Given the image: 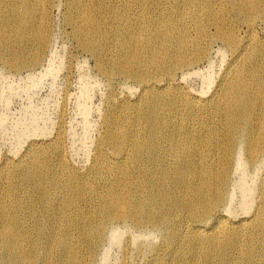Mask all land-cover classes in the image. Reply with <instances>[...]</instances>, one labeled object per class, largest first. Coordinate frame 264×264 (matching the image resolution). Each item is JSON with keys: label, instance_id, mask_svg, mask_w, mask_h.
I'll use <instances>...</instances> for the list:
<instances>
[{"label": "bare ground", "instance_id": "1", "mask_svg": "<svg viewBox=\"0 0 264 264\" xmlns=\"http://www.w3.org/2000/svg\"><path fill=\"white\" fill-rule=\"evenodd\" d=\"M114 1L70 0V4L77 8L83 47L93 44L103 50L110 39L115 40L119 46L116 64L129 76L139 77L141 94L136 104H124L110 117V112L106 114L103 140L113 146L111 153L99 149L101 157L96 160L100 166L95 175L89 178V171L82 184L68 180L67 194H61L59 188L70 171L49 169L41 159L49 151L35 148L28 158L3 160L0 264H96L106 238L123 242L120 227L114 229L119 224L129 226L128 239H137L134 231L143 228L163 233L165 241L143 264H175L179 259L183 261L178 264H264L256 245L258 239H264V213L257 207L251 218L234 220L229 215L232 170L247 164V152L251 160L264 157V115L256 113L264 38L258 39L250 23L246 41L232 31L221 35L237 61L221 75L210 96L200 101L179 86L187 72L178 79L175 69L194 63L195 59L180 58L195 47L192 58L202 51L206 53L202 58L210 54L212 40L201 42L204 25L198 27L197 19L190 17L198 28L194 33L187 27L179 29L175 19L156 21L153 28L127 29L123 25L127 16ZM251 1L175 0L167 9L178 15L180 6L197 4L207 12V7L225 2L232 10L244 12ZM160 3L154 1L157 11L166 10ZM52 6V0H0L1 66L14 70L36 66L48 40ZM106 11L115 18L109 36L100 31L106 29H95L99 28V15ZM147 20L153 24L152 15L142 8L138 22ZM224 24L219 18L213 21L219 29ZM158 44L164 49L161 53L156 50ZM98 48L91 50L100 65ZM144 48L151 52L147 62L142 51L134 50ZM14 177L20 184H13ZM251 191H241L244 212L252 208ZM126 246L118 264H131Z\"/></svg>", "mask_w": 264, "mask_h": 264}, {"label": "rangeland", "instance_id": "2", "mask_svg": "<svg viewBox=\"0 0 264 264\" xmlns=\"http://www.w3.org/2000/svg\"><path fill=\"white\" fill-rule=\"evenodd\" d=\"M52 1L53 6L49 9L47 23L48 40L44 44L41 58L36 66L14 70L0 65V168L6 158L14 161L22 157L28 158L30 152L32 155L34 154L33 149L35 148L49 151L46 156L41 157L49 169L54 168L64 173L70 171V174L64 176L60 182L62 187L59 189L64 195L70 191L67 188L68 180L72 181L73 179L75 183L82 184V180L87 178L89 171V178L95 175L100 166V161L96 160L101 157L97 155L99 149H102L105 154L111 153L113 146L103 140L107 134L105 131L106 114L110 112V117L121 110L124 104H136L142 91V85L139 77L129 76V73L121 71L116 64L119 46L115 44V40L110 39L107 47L103 50L100 46L98 48V45L93 44H90L86 49L81 42L82 33L78 30L77 8L73 9L76 5H71L70 0ZM154 1H161L166 10L157 11ZM174 1L115 0L113 4H117L120 13L127 16L128 21L123 22L127 29L134 30L146 25H151L153 28L156 21L160 23L162 20L170 21L172 19L177 21L179 29L187 27L192 33L198 29L196 24L198 27L204 25L205 37L203 36L201 42L212 40L210 54L207 58L206 55L205 58H202L205 53L202 51L192 58L190 56L193 55L192 51H196L195 47L180 58L181 60L195 59L194 63L186 66L180 65L175 69V72L179 74L178 79H182L184 75L182 72H187L183 85L179 86L183 89L187 88L186 90L190 94L202 101L210 96L226 69L233 67V63L237 61L234 59L233 52L226 46L225 40L220 36L232 31L233 34L241 38L250 23L255 27L253 33L258 39L264 38V3H260L261 0H252L247 7L241 4L242 8H246L244 12L232 10L234 8L225 2L214 4L210 8L207 7V12L205 8L201 9L197 4H192L182 8L180 6L179 10L175 11L178 14L176 15L170 14L167 9L172 7L171 4ZM221 5L224 9L221 8L220 11ZM46 6L49 5L46 3ZM142 8L152 15L153 24L148 20L138 22L139 12ZM211 8L214 11L213 14L208 12V9ZM190 17L196 18L197 23L195 24L194 19H190ZM99 18V28L94 26L91 30L94 28L106 29V31H100L109 36L108 32L115 26V23L112 22L115 19L114 16L106 11L99 15ZM215 18L225 21L224 28L219 29L213 25ZM247 39L248 34L241 40L246 41ZM92 47L101 51L100 65L92 53ZM144 49L134 50L142 51L145 62H147L151 52ZM132 50L133 48L129 51ZM156 50L161 53L164 49L158 44ZM200 57L202 59L198 60ZM172 61L176 62L174 59ZM258 62L261 90L260 105L256 107V113L257 116L263 117L264 58ZM262 66L263 70L260 71ZM133 70L139 72V69L134 68ZM248 154L249 152L245 154L247 164L243 165V168L236 167L238 170L233 171V169L234 174H231V194L234 196H230V199L233 198V202H231L232 213L229 215L234 220L251 218V214L254 210L257 211V207L261 213H264V157L251 160ZM241 157L244 159L243 152ZM260 161L262 164H258L260 165L258 167L256 164ZM12 181L16 185L21 182L17 177H14ZM241 187L245 190H252V200H250L252 208H249L247 212L242 210L240 204L244 201L242 199L244 195L241 192L243 188L241 189ZM119 225L114 229L118 230L120 227L119 232L116 231L123 235L121 236L122 240L124 239L123 242L120 244L109 238L108 240L111 241L108 242L106 238L103 242L105 245L102 243L98 250L96 264L100 262V264L119 263L118 259L120 261L123 255L124 245H127L125 241L132 232L131 230L129 232L128 225ZM124 228L125 230H123ZM143 229L134 231V238L137 239H128V241L130 240L129 244L131 242L133 245L134 242H137V245L135 243L134 246L131 244H128L129 247L126 246L131 264H143L145 258L153 253V249L165 241L160 230L158 232L156 229L153 231L152 229ZM256 245L258 253L264 255V239H258ZM104 249L105 251L102 252ZM105 258L107 261L103 260ZM181 261L183 259L175 261V264Z\"/></svg>", "mask_w": 264, "mask_h": 264}]
</instances>
